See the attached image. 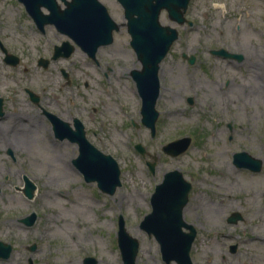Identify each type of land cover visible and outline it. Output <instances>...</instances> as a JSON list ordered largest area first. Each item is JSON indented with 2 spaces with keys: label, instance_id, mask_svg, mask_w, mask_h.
<instances>
[{
  "label": "rangeland",
  "instance_id": "obj_1",
  "mask_svg": "<svg viewBox=\"0 0 264 264\" xmlns=\"http://www.w3.org/2000/svg\"><path fill=\"white\" fill-rule=\"evenodd\" d=\"M100 1L117 23L126 21L117 0ZM185 16L191 25L173 22L165 10L160 14L179 36L161 62L151 136L141 123V98L130 75L140 63L125 26L98 49L97 62L79 47L52 60L54 45L70 39L53 25L41 32L18 0H0V240L12 245L0 264H85L87 256L105 264L109 251L111 264H123L120 215L139 243L136 264H176L162 259L158 242L140 227L155 185L173 169L191 183L183 218L196 229L193 264H264V0H190ZM1 46L19 63H6ZM219 48L242 58L211 53ZM39 57L50 59L47 67L38 65ZM25 88L38 94L40 107ZM42 107L67 121L72 113L80 118L87 139L117 161L121 184L114 193L84 180L72 162L77 144L54 136ZM183 136L192 139L186 151H162ZM238 151L259 158L261 169L236 166L232 155ZM24 175L36 185L31 199L17 188ZM233 211L242 219L228 223ZM33 212L31 225L19 221Z\"/></svg>",
  "mask_w": 264,
  "mask_h": 264
},
{
  "label": "water",
  "instance_id": "obj_2",
  "mask_svg": "<svg viewBox=\"0 0 264 264\" xmlns=\"http://www.w3.org/2000/svg\"><path fill=\"white\" fill-rule=\"evenodd\" d=\"M26 12L31 16L37 28L44 31V26L53 24L62 34L69 37L60 45H54L51 59L69 57L76 49V45L96 59L99 46L108 45L113 41V31H118L120 26H126L130 35V45L140 62V68H133L130 75L136 84L141 98V122L150 129L151 135L155 134V122L158 111L155 109L156 100L160 93L159 69L162 59L167 54L171 44L178 38V30L170 25H163L159 20L162 9L167 11L168 17L178 24L187 22L184 13L189 0H118L124 11L123 23H117L108 13L106 6L100 0H18ZM61 1L64 6L59 3ZM43 8L47 12L43 11ZM7 63L16 65L18 56L8 53L2 47ZM213 54L240 60L241 54L227 51L224 48L211 50ZM195 57L189 56L188 62L193 63ZM49 59L40 57L38 64L47 67ZM65 77L67 73L63 71ZM30 98L38 101V95L28 89ZM189 102L192 98L189 97ZM2 105L0 98V114ZM54 134L59 139L67 138L78 144V155L72 162L83 174L85 181H96L98 188L108 194L114 193L120 186V169L117 161L107 153L94 146L87 138L84 124L78 118L73 119L72 127L57 115L48 112ZM191 143V137L183 136L162 145L164 153L177 156L183 153ZM135 148L144 155L146 149L140 143ZM233 163L238 167H245L252 171L261 169V160L253 157L246 151L233 154ZM151 171L154 163L148 162ZM24 184L19 189L31 199L36 188L35 183L26 175L23 176ZM191 183L187 181L178 169L164 173L161 182L155 185L150 197L151 211L144 215L140 227L149 235L153 234L160 246L162 259L169 263L193 264L190 249L196 236L194 226L183 218V209L188 202V193ZM34 212L19 219L25 225H31L35 220ZM242 216L238 211H233L227 216L228 223H236ZM118 246L124 264H135L138 251V240L126 231L122 216L118 219L117 232ZM35 244L30 246L34 249ZM236 244L230 245L234 252ZM12 245L0 240V258L9 257ZM85 264H94L95 258L87 256ZM27 264H33L29 259Z\"/></svg>",
  "mask_w": 264,
  "mask_h": 264
},
{
  "label": "flooded vegetation",
  "instance_id": "obj_3",
  "mask_svg": "<svg viewBox=\"0 0 264 264\" xmlns=\"http://www.w3.org/2000/svg\"><path fill=\"white\" fill-rule=\"evenodd\" d=\"M25 92L28 94V97H29V99H30L29 93H28V91H27L26 88H25ZM0 98H1V105H2V108H1L2 113L0 114V117H2V116H4V114H5V111H4V99H3V97H1V96H0ZM30 101L33 102L34 104H36V105L39 106L38 103H39V101H40V98L38 99L37 102H34V101H32L31 99H30ZM39 107H40V106H39ZM40 110H41V113L49 119V116H48V113H47V112H49V111H47V110L44 109L43 107H42ZM74 118H76V116H74L73 113H72V114H71V121H69V122L73 123V119H74ZM10 151H12V149H11L10 147H7V148L5 149L6 154H8V155L11 157V155H10ZM12 152H13V151H12Z\"/></svg>",
  "mask_w": 264,
  "mask_h": 264
},
{
  "label": "bare ground",
  "instance_id": "obj_4",
  "mask_svg": "<svg viewBox=\"0 0 264 264\" xmlns=\"http://www.w3.org/2000/svg\"><path fill=\"white\" fill-rule=\"evenodd\" d=\"M262 75H263V74H262ZM259 79H260V83H259L260 86H259V87H260L261 90L264 92V75H263V76H259ZM167 113H168V114H173V115H174V114L177 113V110H175V109H168V110H167ZM108 255H109V257H108V261H109V262H105V264H111V263H110V260H111L112 257H111V252H110V251L108 252Z\"/></svg>",
  "mask_w": 264,
  "mask_h": 264
}]
</instances>
